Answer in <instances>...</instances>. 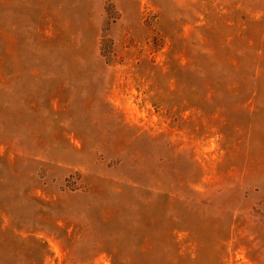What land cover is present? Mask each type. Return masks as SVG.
<instances>
[{"label": "rangeland", "instance_id": "374dc122", "mask_svg": "<svg viewBox=\"0 0 264 264\" xmlns=\"http://www.w3.org/2000/svg\"><path fill=\"white\" fill-rule=\"evenodd\" d=\"M0 264H264V0H0Z\"/></svg>", "mask_w": 264, "mask_h": 264}, {"label": "trees", "instance_id": "16d2710c", "mask_svg": "<svg viewBox=\"0 0 264 264\" xmlns=\"http://www.w3.org/2000/svg\"><path fill=\"white\" fill-rule=\"evenodd\" d=\"M112 51L108 50L107 47H102V55L105 56L108 59H111L113 57V54L111 53Z\"/></svg>", "mask_w": 264, "mask_h": 264}]
</instances>
